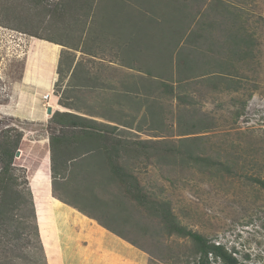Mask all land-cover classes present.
Here are the masks:
<instances>
[{
  "label": "rangeland",
  "instance_id": "374dc122",
  "mask_svg": "<svg viewBox=\"0 0 264 264\" xmlns=\"http://www.w3.org/2000/svg\"><path fill=\"white\" fill-rule=\"evenodd\" d=\"M211 2L212 0L187 2L179 0L176 5L188 6L195 13L197 10H205L204 4L209 5ZM233 3L242 7V11L229 7L232 15H229V22H226L229 29L226 32L217 22L214 23L216 26H213L211 32V28L201 22L202 18L199 22L194 21L191 28L195 34L194 47L199 46L200 50L202 48V39H196L197 33L208 36L207 32H211L209 36L213 43L211 56L214 59L201 70L191 74L190 80L184 84H178L176 82L178 76L175 75L169 79L159 77L156 84L151 80V83L140 87L139 78L123 76L122 74L126 73L124 70L120 74H115L113 70L116 69L106 67L109 61L118 59L127 66L143 62L149 64L147 49L151 46L150 40L156 33V27L150 19L137 20L138 11H143L140 5L136 9L130 8L131 17H126L122 21L124 29L132 34L124 35L121 32L115 36L112 27V32H106L105 38L102 37L101 41H96V44L92 45V48L111 58L106 59L98 54L99 58L103 57L106 60L107 64H103V67L98 68L97 59L85 57L80 60L77 58L78 55L66 46L64 50L58 48V55L53 58L54 65L50 59L47 64L50 68H57V73L62 71L63 78L60 79L58 73L59 80L54 87V94L59 99L60 109L66 110L64 112L95 120L96 128L109 132V136L115 140L129 142L139 140L145 143L153 141L157 146L167 143L180 149L181 154L175 158L153 157L149 162L146 161L145 155L148 151L142 149L139 158L135 157L136 152H129L121 161L127 171L138 179L145 191L169 204L181 225L213 243L225 246L245 264H264V190L248 178L255 176L264 179V0H236ZM151 5H154L155 10L165 9L162 15H166L168 9L164 5H167V0H160L158 6H155V3ZM99 6L98 12L107 10L102 8L107 7L105 2H100ZM31 7L32 3L27 2L26 7H18L14 15L9 12L1 14L0 106L10 97L9 92L4 89L2 80H19L22 78L21 71L27 68L47 66L42 58L40 61L37 59L39 56L44 57L43 52L46 49L43 46L34 48L35 44L30 47L31 44L28 42V39L32 41L30 34L33 30L41 35H48L44 28L37 26L35 28V22L32 23L29 19L34 9ZM146 7L150 9L151 6L146 4L144 8ZM133 11L135 17L131 13ZM121 12L119 8H110V14ZM211 17L220 20L219 13H212ZM133 18L135 19L132 22ZM235 30L242 33L241 40H238L240 44L236 45L230 42L232 40L231 38L228 40L227 36L230 32L233 34L232 31ZM136 31L147 39L138 48L141 58L139 55L136 57L135 44L137 46L141 44L137 38L129 41L123 53L118 52V59L113 58V52L120 50V44L132 38ZM157 32L160 33V30ZM95 33L103 35L100 32ZM88 37L92 40L97 38L95 35ZM109 47L113 51H106ZM31 49L34 50L33 53ZM134 51L135 56L132 54ZM163 54L164 50H161V55ZM73 60L74 64L77 60L81 62L79 61V66L70 80L68 68ZM152 65L154 68H161L160 62ZM82 67L102 69L100 76L89 75L91 80L93 77L99 81L103 78L104 81L108 80L106 85L101 81L104 85L99 93L83 91L81 82H76L80 79L78 73ZM205 74L208 75L198 77ZM109 79L131 83L137 79L139 85L137 84L136 90L129 92L125 90H120V93L105 92V89L114 87ZM166 84L173 87V95L169 93V88L167 90ZM116 86L120 87L117 83ZM45 106L50 108L46 104ZM54 111L48 114L52 116L56 113ZM206 125L211 128L203 129ZM10 126L24 132L19 148L21 156L15 158V165L22 168L26 176L24 177L23 171H19L17 175L21 177L20 183L25 181L28 183L33 201L37 200L41 213L39 200L55 199L51 160L50 168L46 156L34 160L27 154L26 142L23 143V140L25 138L29 140L28 137L34 140L47 134L50 138V133L58 132L59 129L50 123L47 127L34 125L0 112V130ZM188 133L196 134L184 135ZM187 138L188 140H183ZM149 144L146 146L153 145L151 142ZM120 150L123 151V148ZM149 152H152V149H149ZM187 154L211 156L223 161L232 172H226L222 166L208 167L191 161ZM24 165L28 167L29 172ZM104 167L107 170L104 173L99 171L98 174L95 172L97 167L93 166V169H90L92 175L82 173L77 182L74 178L80 172L77 168H72L69 172L71 182L56 184L55 194L64 191L69 199H83L92 189L87 185L88 177L107 182L111 167L107 164ZM92 190L100 196L99 200L113 204L114 207L98 208L108 222L118 230L126 232L127 235L124 236L136 243L138 248L152 254L149 264H187L195 258L194 243L190 239L176 235L169 237L162 229L159 219L149 215L135 201L130 200L116 180L109 182L105 188ZM114 199H121L119 202L123 205L118 207ZM27 211L31 214L29 206ZM28 213L27 216H30ZM36 224L39 230L38 220L35 222L33 217H29L16 228L21 231L22 237L18 241V246L9 252L11 258L15 260L14 264H47L41 239L38 240L36 236ZM212 264L222 263L213 260Z\"/></svg>",
  "mask_w": 264,
  "mask_h": 264
},
{
  "label": "trees",
  "instance_id": "16d2710c",
  "mask_svg": "<svg viewBox=\"0 0 264 264\" xmlns=\"http://www.w3.org/2000/svg\"><path fill=\"white\" fill-rule=\"evenodd\" d=\"M102 1L105 2L108 8L114 9L117 6H128L127 3L130 0H0V20L2 13L9 12L11 15H14L18 7L25 8L27 2H30L33 5L31 8L34 9L32 17L30 16L29 19L32 23L35 22V28L42 27L48 33L47 36H44L38 31L33 30L30 34L31 36L56 42L74 50H80L86 33L87 35L89 33L91 36L92 34L96 36L98 33L95 32L103 33L107 28H111L109 24H101L98 28L93 26L97 15L102 14L103 17L106 16L104 14H110V10L108 9L105 12H98L100 8L99 3ZM134 1L143 8V11H138L139 18L137 20L145 19L149 21L150 19L156 27V32L160 30L163 40L166 41V51H164L163 58L161 61L157 60V63L160 62L161 68H143L140 67L142 65L141 63H136L138 65L137 69L146 71L148 75L135 77L139 78L141 83L139 85L137 79L133 81L131 88L134 86L135 90L137 89V84L141 87L144 84L151 83V80L153 84H156L160 78L169 79L175 75L178 76L176 80L178 84L187 83V80L191 78V74H194L197 70H201L203 66H206V64H209L214 59L211 56L213 43L209 37L212 34L213 26H216L214 23L217 22L223 28L224 32H226L229 30L226 22H229V15H232L229 12V7L242 11V7L233 3L236 0H212L211 4H204L205 10H197L195 13L188 6L181 7L176 5L179 0H167V5L164 6L168 10L166 15L163 16L162 13L165 9L161 11L159 9L155 10L153 9L154 5H151L155 3V6H158L160 0H144V5H150V9L147 7L146 9L144 8V5L141 4L142 0ZM185 1L187 2L189 0ZM125 12L126 14L128 13V11ZM131 13L135 17V11ZM212 13H219L220 20L212 18ZM237 13L239 14V12ZM234 16L238 17V15ZM201 18L203 25L211 28V32H207L208 36L197 33L196 39H202V48L200 50L199 46L194 47L195 43H193V38L195 34L191 28L194 21L195 23L199 22ZM232 32L233 34L231 32L227 34L228 40L231 38L232 41L230 42H233L234 45L240 44L238 40H241L242 33L240 30ZM89 39L91 38L89 37ZM246 42L247 40H245ZM90 43L87 44L85 42V51L93 49V54H95L97 50L96 48H92L93 44ZM66 52L68 53L69 51ZM196 55L199 57L197 58ZM74 62L75 60L71 62L70 68H68L69 72L72 70ZM153 63L157 64L156 62ZM222 64L224 65V63ZM78 66L79 63L76 69ZM58 73L60 74V79H62V71H58ZM207 75H199L198 77H206ZM165 86L167 90L169 88V93L173 95V87H168L167 84ZM141 90H144V88H141ZM95 122L93 119L68 112H56L53 115L50 124H53L55 128L59 129L58 132L50 133L51 173L54 184L53 194L55 197L62 201L64 200L66 203L70 202L80 212L91 216L92 213L78 204L77 200L90 203L97 210L100 208L114 207L112 203L106 200H99L100 196L92 189L99 187L105 188L109 182L116 180L122 186L130 200L135 201L149 215L159 219L162 229H164L169 237L176 235L181 238H188L194 243L193 253L195 258L187 262V264H212L213 260L221 262L222 264H245L239 261L234 255L235 253L226 249L225 246L213 243L201 234L181 225L177 221L169 204L145 191L138 179L127 171L121 161L125 154L127 155L129 152H136L135 157L139 158L142 149L148 151L145 155L146 161L149 162L153 157L161 158L165 156L166 158H175L181 154L180 149L169 146L167 143L162 146H157L153 141H147L148 143H145V141L139 140L134 142L115 140L109 136V132L96 128ZM205 128L211 127L206 125L203 129ZM196 133L184 135H193ZM23 137V130L17 127L10 126L0 130V264H14L15 260L11 258L12 256L9 252L18 246V241L22 237L21 231H18L16 228L29 217H33L35 222H37L35 205L28 183L26 181L20 183L21 177L17 175L19 171H23L25 177L26 172L15 165L16 154ZM183 140H188V138ZM150 142L153 145L147 147L146 145H150ZM120 148H123V151ZM149 149H152V152H149ZM187 157L191 161L201 163L208 167L222 166L225 167L226 172H232L223 161L214 159L211 156L187 154ZM106 164L111 167L108 180L106 178L107 182L95 180L96 178L92 179V176L88 177L87 185H90L89 187L92 188L88 192L90 195H84L83 199L68 200L60 193L58 195L55 194L56 184L71 182L69 172L72 168H77L80 172L74 178L77 182L82 173L92 175L90 169H93V166L97 167L95 172L98 174H100L99 171L104 173L107 170L104 167ZM248 178L264 190L263 178L255 176H249ZM119 200L121 199H114L118 207L123 205ZM28 206L30 207L31 214L27 211ZM27 213L30 216H27ZM100 224H103V222L100 221ZM35 227L36 236L39 240L40 235L37 224ZM121 237L137 247L136 243L126 238V236ZM142 250L144 249L142 248ZM144 251L150 255L151 261L152 254L147 250Z\"/></svg>",
  "mask_w": 264,
  "mask_h": 264
},
{
  "label": "crops",
  "instance_id": "0c3cea01",
  "mask_svg": "<svg viewBox=\"0 0 264 264\" xmlns=\"http://www.w3.org/2000/svg\"><path fill=\"white\" fill-rule=\"evenodd\" d=\"M132 2L128 1V6L125 5L116 7L122 10L121 14H104L106 16L103 17L102 14L97 15L95 17L93 26L98 28L101 24H109L111 28H107L103 32V35L106 32H112L113 29L115 31V36L121 32L124 35L132 34L124 29L122 23L126 17H131L130 8L136 9L138 6V4ZM144 3V0H142L141 4L144 5ZM104 8L110 10L108 7ZM125 11L129 12L126 14ZM134 19L135 18L132 19V22ZM97 22H99V24H97ZM85 35L86 37L83 38L80 50L73 51L71 49L70 51L75 52L78 55L77 58H80V60L84 59L85 57H88V59L92 60L97 59L98 61L96 60V62L99 64L98 68L103 67V64H107L105 63L106 60L104 58H111L104 56V54L100 53L99 50H97L95 54H93V49L85 51V42H87V44L91 42L90 44L94 45L96 44V41H101L102 37L105 38L106 35L103 36L97 34V38L93 40L89 39V33L88 35L87 33ZM33 37L34 36H30L32 41H29L30 39H28V42L31 44L30 47L35 44L36 47L34 48H41L43 46V48L46 49L45 52H43L44 57L39 56L37 59L40 61L42 58L47 66H38L36 68L33 67L31 69H25L21 71L22 78L19 80L4 81L1 79L4 84V89L9 92L10 97L6 100L7 102L5 104L0 106V112L5 116H9L34 125L47 127L53 115L50 116L48 114L49 108H46L45 104L50 106L52 110H55L54 112L66 111L60 109L58 104L59 99L54 94V87L59 80L57 68H50L47 64V61L50 59V61L52 60L51 62H53V58L55 59L58 55V48L64 50L66 47L56 42ZM162 37L163 36L161 33H155L154 37L150 40L151 46L147 49V55L150 59L149 64L144 62L142 65H140V67L154 69L152 65L153 63L151 64V60L156 63L157 60H162L163 56L161 55V50L166 51V41H164ZM136 38L141 43L140 46L135 44V51L137 50L136 57L139 55V58H141L138 48L141 47L147 39L144 38L142 33L138 34L137 31L134 33L132 38L120 44L121 49L114 51V56L112 57L117 58L119 53H123L122 51L126 49L129 41H134ZM25 41L27 42V39H25ZM77 51H80V53ZM106 51H113V49L109 47L106 48ZM135 51L132 52L134 56ZM98 54L103 55L104 58H99L100 55ZM82 56L84 57L81 58ZM79 61L77 60L74 64L68 79L71 80V76L74 74ZM54 64L55 63L53 62V65ZM106 67L112 70L116 69L113 70L115 74H120L124 70L126 73L122 75H126V77L148 75L146 71L137 69V64H135V67L127 66L121 63L119 59L112 62L109 61ZM94 68L95 67H82L80 73H78L80 79L76 82H81L80 85L83 91L98 92L102 90V86L104 85L101 81L105 82V85L107 84L106 82L108 80L104 81V78L101 80V77V81H99L96 77H93L92 80L89 79V75L92 77L94 74H97L98 76L101 74L102 69ZM109 81H111L112 87H114L105 89V92L118 91L120 93V90H125L126 92L135 90L134 86L131 88V84H133L131 82H122L116 79H109ZM116 83L119 84V88L116 86ZM46 95L49 96L48 101L44 98ZM11 98L14 100L11 101ZM18 100H20V102H17ZM26 139L27 138L23 140V143L26 142L27 154L32 156L34 160H39L46 156L50 168L51 149L49 135L47 134V136L42 138H34V140H30L29 137V140ZM24 167L26 169L28 168L26 165H24ZM60 194H62L68 200H73L69 199L66 195L67 193L64 191ZM53 198L55 199L39 200L42 210L41 213L39 212L40 207L37 200H34L36 209L35 212L40 228L39 235L47 264H149L150 256L144 250L123 239L121 236L127 235V233L118 230L116 226L109 223L107 218L104 217V215H102L97 209H95V206L93 207V205L90 203L77 200L78 204L92 213L91 216H88L76 209L73 204H70V202L66 203L64 200L62 201L55 196H53ZM100 221H102L103 224H100Z\"/></svg>",
  "mask_w": 264,
  "mask_h": 264
},
{
  "label": "water",
  "instance_id": "95a60500",
  "mask_svg": "<svg viewBox=\"0 0 264 264\" xmlns=\"http://www.w3.org/2000/svg\"><path fill=\"white\" fill-rule=\"evenodd\" d=\"M48 113H49V114L52 113V109H51V108H49ZM20 156H21V150L19 149L18 152H17V154H16V158H18V157H20Z\"/></svg>",
  "mask_w": 264,
  "mask_h": 264
},
{
  "label": "built area",
  "instance_id": "2783aa9c",
  "mask_svg": "<svg viewBox=\"0 0 264 264\" xmlns=\"http://www.w3.org/2000/svg\"><path fill=\"white\" fill-rule=\"evenodd\" d=\"M44 98H45V100H47V101H48V98H49V96H48V95H46V96H44Z\"/></svg>",
  "mask_w": 264,
  "mask_h": 264
}]
</instances>
